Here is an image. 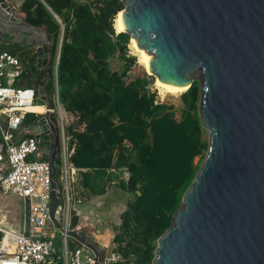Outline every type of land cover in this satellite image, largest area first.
I'll list each match as a JSON object with an SVG mask.
<instances>
[{
  "label": "water",
  "instance_id": "1",
  "mask_svg": "<svg viewBox=\"0 0 264 264\" xmlns=\"http://www.w3.org/2000/svg\"><path fill=\"white\" fill-rule=\"evenodd\" d=\"M120 1L123 32L151 56L149 74L186 90L199 81L198 115L207 133L206 152L157 239L152 264H264V0ZM3 40L35 48L36 65L17 86L33 85L34 102L46 111L24 121L15 137L33 133L39 140L51 168L53 217L61 202L55 177L60 141L47 84L62 39L53 58L46 26L17 17L0 1ZM66 235L92 250L96 264L107 260L92 234L72 228Z\"/></svg>",
  "mask_w": 264,
  "mask_h": 264
},
{
  "label": "trees",
  "instance_id": "2",
  "mask_svg": "<svg viewBox=\"0 0 264 264\" xmlns=\"http://www.w3.org/2000/svg\"><path fill=\"white\" fill-rule=\"evenodd\" d=\"M123 7L120 0H27L18 9L11 8L18 10L13 11L17 17L46 26L54 38L55 54L60 25L48 8L64 24L57 76L59 99L83 125L79 131L69 127L71 143L76 144L70 161L80 169L81 186L92 195L104 193L106 179L115 182L118 170L127 173L126 179L118 181L128 198L112 238V252L120 260L109 264H152L157 239L170 226L199 168L200 163L193 165L192 159L204 147L206 152L207 142L205 145L202 140L205 130L198 115L197 79L181 94L183 107L176 118L174 107L158 101L149 91L150 75L131 71L136 58L127 52L130 35L116 32L114 25ZM9 52L20 58L16 49ZM115 58L122 60L119 68L112 66ZM53 84L52 79L51 91ZM60 168L58 159L57 179ZM57 193H61L60 185ZM72 213L71 227H75L78 216L73 209ZM53 245L55 255H60L59 233ZM68 246L73 249L76 245L68 241Z\"/></svg>",
  "mask_w": 264,
  "mask_h": 264
},
{
  "label": "built area",
  "instance_id": "3",
  "mask_svg": "<svg viewBox=\"0 0 264 264\" xmlns=\"http://www.w3.org/2000/svg\"><path fill=\"white\" fill-rule=\"evenodd\" d=\"M10 7L21 6L27 0H0ZM43 1V0H41ZM55 19L60 25L61 38L64 24L57 14ZM60 46V44H59ZM58 52L53 69V103L49 111L55 112L58 119L61 160L58 184L61 186V202L57 204L54 216L51 215V168L48 161L42 159V151L36 134L28 133L15 137L16 131L24 123L28 113L37 117L42 112L27 111L34 102L36 94L32 87L15 85V77L23 71L20 58L0 50V194H14L22 199L21 222L12 224L0 220V264H96V254L82 244L73 249L68 246L66 231L72 229L71 208L72 183L76 180L79 168L75 167L70 156L75 143H71L69 121L72 112L66 110L59 99L58 90ZM10 69L11 71H7ZM8 77H11L10 82ZM72 130L74 131L73 127ZM61 204L60 216L57 210ZM6 209L0 207V213ZM61 236V254L55 255L53 237ZM120 260V256L110 252L102 264ZM61 262V263H59Z\"/></svg>",
  "mask_w": 264,
  "mask_h": 264
},
{
  "label": "rangeland",
  "instance_id": "4",
  "mask_svg": "<svg viewBox=\"0 0 264 264\" xmlns=\"http://www.w3.org/2000/svg\"><path fill=\"white\" fill-rule=\"evenodd\" d=\"M19 7L20 6L16 8L18 9ZM13 11L14 13H17L18 10H13ZM117 16L118 14L115 17L114 25L116 24ZM60 38H61V33L59 34L57 47L60 44ZM127 52H128V55H132L136 58V67L132 66L131 71L133 73L138 72L139 74H141L142 72H145L146 74L150 75L151 81L148 85L149 91L155 94L156 99L158 101L163 102L167 105H172L176 112V115H175L176 118H179L181 108L183 107V101L181 98L182 92L177 93V94L160 93L155 85V75L149 74L147 69L144 67L143 63L140 60L138 50L135 47H133L131 44V39H129V42H128ZM121 62H122L121 59H117V58L113 59L112 61L113 68H119ZM10 78L11 77H8V79ZM9 81L12 82V79H10ZM32 117H33L32 115H27L28 119H32ZM69 125L72 126L75 131H79L83 127L82 124L78 123L77 114L75 112H72ZM202 140L204 144L206 145L207 133L205 131L202 134ZM204 154H205V147L204 149L201 150L200 153L196 154L193 157L192 159L193 165H197L198 163H201ZM116 175H117V180L113 183L109 182V180L106 179L105 192L99 195H92L90 192L88 195V192L85 193V190L78 184V181L74 185V190L76 192L75 198H80L81 203H84L86 205L89 202V205H88L89 210L85 212V214L87 215L90 224L93 225L94 227V228H91V225H89L90 230L94 231L96 228L97 230L101 232L102 231L106 232L110 230V234L112 238L114 235L113 228L120 223V213L125 209L126 200L128 198L126 192L122 190L118 185V181L120 179L127 178V173L124 170H118L116 172ZM0 207L7 210V212L2 211L0 213V217H2L3 222L6 221L7 224L9 223L19 224L21 222L23 204H22V199L19 198L17 195L0 194ZM60 211H61V204L59 205V208L57 210V216H60ZM111 236L108 241L112 239ZM109 246L111 247V252H112V248L115 246V243L111 241Z\"/></svg>",
  "mask_w": 264,
  "mask_h": 264
},
{
  "label": "crops",
  "instance_id": "5",
  "mask_svg": "<svg viewBox=\"0 0 264 264\" xmlns=\"http://www.w3.org/2000/svg\"><path fill=\"white\" fill-rule=\"evenodd\" d=\"M21 61V60H20ZM7 71H11L10 69H8ZM28 69H24L21 73V75L19 77H15L14 81H15V84L17 85L18 81L23 79L27 74H28ZM29 87H33V85H29ZM29 120V119H28ZM83 126V125H82ZM83 128V127H82ZM82 130V129H81ZM80 174L78 173L77 175V178L76 180L72 183V192H71V196H72V199L71 200V208L76 211V214L78 216V223L75 227V229L77 230H81L83 231L84 235H89V234H92L94 237H95V240L96 241H99L100 244H102V247L103 249H105V252H107V255L111 252V247L109 246V244L111 243L112 239L110 241L109 238L111 236L110 234V230L109 231H99L97 230V228L93 231V230H90L89 228V225L90 222H89V219L87 217V215L85 214V212H87L89 210V202L86 204L84 203H81V199L80 198H75V195H76V192L74 190V185L75 183L78 181V184L81 186V183H80ZM82 187V186H81ZM83 188V187H82ZM84 189V188H83ZM85 190V193L88 192L87 189H84ZM88 195H89V192H88ZM77 202V203H76ZM86 205V206H85ZM76 206V207H75ZM2 216V215H1ZM0 220L1 222H3V219L2 217H0ZM6 222V221H5ZM91 228H94L93 225H91ZM55 236V235H54ZM54 238V237H53ZM112 238V236H111ZM68 241H72L71 238H67ZM74 242V241H72ZM75 243V242H74ZM75 245H77V243H75Z\"/></svg>",
  "mask_w": 264,
  "mask_h": 264
},
{
  "label": "flooded vegetation",
  "instance_id": "6",
  "mask_svg": "<svg viewBox=\"0 0 264 264\" xmlns=\"http://www.w3.org/2000/svg\"><path fill=\"white\" fill-rule=\"evenodd\" d=\"M46 30H47V28H46ZM50 35L53 37L52 34H50ZM31 42L32 41H27L26 43L32 44ZM54 45H55V42H54V38H53V42H52V55H53V58H54V55H55ZM3 48L7 49V50L16 49L17 54L21 58L20 64H21L22 68H24L26 70L28 69V72L33 70L34 65H36L35 48L26 47V45H23L22 47H19L18 44L15 41H8V40H3L2 42H0V50H4ZM42 50H43V53H44V56H45L44 59H43V63H42V65H44L47 62L48 54H47L46 49L44 47H42ZM32 61H33V64H32ZM50 83L51 82H49L47 84V89L51 93L52 91L50 90ZM32 118L34 119V117H32ZM57 132H58V135H59V128L58 127H57Z\"/></svg>",
  "mask_w": 264,
  "mask_h": 264
},
{
  "label": "bare ground",
  "instance_id": "7",
  "mask_svg": "<svg viewBox=\"0 0 264 264\" xmlns=\"http://www.w3.org/2000/svg\"><path fill=\"white\" fill-rule=\"evenodd\" d=\"M119 13H121V12L120 11L118 12L115 27H116L117 31H123V25H122L121 16ZM131 44L133 47H135L138 50L140 60L143 63L144 67L147 69L148 68V62H149V59L151 56L145 50L138 49L135 45L134 39H132V38H131ZM155 85H156V88L158 89V91L160 93H179V92L183 93L184 91H186V87L175 86V85H171L168 83L161 82L156 76H155ZM24 109L27 111L42 112V111H44V106L39 105V104L38 105H28Z\"/></svg>",
  "mask_w": 264,
  "mask_h": 264
}]
</instances>
